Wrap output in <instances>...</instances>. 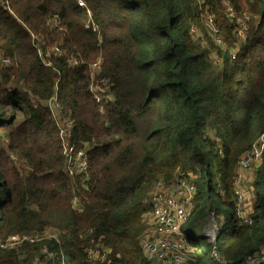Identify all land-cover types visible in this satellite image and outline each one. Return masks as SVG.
Here are the masks:
<instances>
[{
  "label": "trees",
  "instance_id": "trees-1",
  "mask_svg": "<svg viewBox=\"0 0 264 264\" xmlns=\"http://www.w3.org/2000/svg\"><path fill=\"white\" fill-rule=\"evenodd\" d=\"M83 2L0 1V55L9 60L0 68V264H151L140 245L145 198L155 182L170 185L177 176L196 189L181 230L195 264H207L210 244L203 250L198 236L218 203L229 217L226 225L220 218L219 254L237 263L259 250L264 152L250 190V225L235 216L234 181L240 157L264 137V0ZM243 15L250 20L239 38ZM206 16L236 50L214 44ZM34 35L47 40L42 56ZM55 46L59 53L48 55ZM98 59L96 79L114 96L103 106L89 91ZM53 95L72 122L70 142L90 147L85 174L64 171L55 122L40 106ZM51 230L57 237L45 235ZM15 236L34 242H10ZM99 245L106 260L87 261L86 250Z\"/></svg>",
  "mask_w": 264,
  "mask_h": 264
},
{
  "label": "built area",
  "instance_id": "built-area-1",
  "mask_svg": "<svg viewBox=\"0 0 264 264\" xmlns=\"http://www.w3.org/2000/svg\"><path fill=\"white\" fill-rule=\"evenodd\" d=\"M76 2L80 7L85 8L83 0H76ZM249 20V15L243 16L244 22L237 31L239 38L244 37L245 31L247 30L246 21ZM203 21L208 37L216 46L219 45L221 47L223 45V37L219 29L215 26L213 18L206 16ZM190 31L195 38H199L203 42L205 41L204 36L195 27H192ZM53 52L59 53V48L55 46ZM0 62L2 64H8L9 60L2 58ZM78 64L76 60H73V65L77 66ZM218 64H221V62L219 61ZM99 65L100 61H97L90 66L92 81L89 91L95 102L103 106L112 102L114 96L111 91V85L107 81L96 79ZM42 106L49 110L55 122L57 135L61 144V155L65 173L70 177L87 173L90 147L88 144L78 145L70 142L68 129L71 128L72 122L63 118L61 105L56 95L43 101ZM263 152L264 137H261L254 143L250 151L240 157L237 164V173L234 181V197L236 200L235 216L245 225H250L252 219L242 208V205L249 202V199L243 193L241 179L244 172L255 170L261 164ZM195 194L196 189L194 183L185 177H175L170 185H164L162 180L154 183L149 192V197L145 200L142 213L144 230L141 234L140 245L145 260L151 264L196 263L194 249L182 238L181 231L183 226L188 222L193 210ZM73 203L76 207V199H73ZM208 220L209 225L204 231V237L207 238L210 244L207 264H264V246L237 263H231L224 259L216 247L219 228L215 224L214 212L209 214ZM20 240L34 242L33 239L27 237L21 239L12 237L9 239L12 243L20 242ZM3 246L7 245H2L1 247ZM85 254L89 262H104L108 255V249L100 245L94 246L87 249ZM38 264L44 263L39 262Z\"/></svg>",
  "mask_w": 264,
  "mask_h": 264
},
{
  "label": "rangeland",
  "instance_id": "rangeland-1",
  "mask_svg": "<svg viewBox=\"0 0 264 264\" xmlns=\"http://www.w3.org/2000/svg\"><path fill=\"white\" fill-rule=\"evenodd\" d=\"M1 1V0H0ZM198 2H200L201 0H197ZM227 10H228V14L230 15V16H232L234 19H235V13L234 12H232V10L231 9H229V8H227ZM244 16V15H243ZM243 16L240 18V20L239 21H242V22H244L243 21ZM243 24V23H242ZM242 26V25H241ZM240 29V28H239ZM238 29V30H239ZM237 30V31H238ZM204 34V32L202 33V35ZM222 34V37H224L223 36V33H221ZM32 37V36H31ZM32 40L35 42V44H34V46L37 48V51H38V53L40 54V51H39V49L41 48V46L42 45H45L46 47L48 46V44H47V40H45V42H44V40H43V38L42 37H40V36H36V35H34V37H32ZM199 42L200 43H203V45L202 46H205V47H208V40H206V41H201V40H199ZM52 48L53 47H51V48H49L47 51V54L48 55H50L51 53L53 54V50H52ZM221 49H223V50H226V49H228V51H230V47H227V45L224 43V40H223V45L220 47ZM234 50H236L235 48H233V49H231V53L234 51ZM40 56H42L41 54H40ZM217 56V54H216V52H213V54H211L210 55V59L215 63V65H219L218 63H219V59L216 57ZM3 58V56L2 55H0V60ZM218 60V61H217ZM97 61H100V59H98ZM96 61V62H97ZM95 62V63H96ZM221 62V61H220ZM9 63V62H8ZM100 63H101V61H100ZM6 65L7 64H2L1 62H0V68L2 69V67L4 68V67H6ZM93 65V64H92ZM94 72H96V71H94ZM92 75V74H91ZM91 81H92V78H91ZM19 88H20V90H22L23 89V86L22 85H19ZM33 102H35V101H33ZM40 106H42V102H41V104H40ZM43 107V106H42ZM2 146L4 147V148H6V146H7V142L6 141H3L2 142ZM17 166H19V164H17ZM255 171V170H254ZM253 178H254V174H253V176H252V180H253ZM163 182V181H162ZM156 183V182H155ZM164 183V182H163ZM253 183V182H252ZM154 185V184H153ZM153 185H152V187H153ZM165 185V184H164ZM152 187H151V189H152ZM151 189H150V191H151ZM149 191V192H150ZM149 192H148V194H147V196H146V198L145 199H147L148 197H149ZM201 212H206L207 211V203H206V200H205V198L204 197H202L201 198ZM215 212H216V216H215V224H218V226H219V229L220 228H222V226H223V224L221 223V220H220V218L223 216V215H225V222H224V224L226 225L227 223H228V219H229V217H228V214H227V212H226V208L224 207V205L222 204V203H218L217 204V206H216V209H215ZM222 224V225H221ZM209 225V221H208V223H207V226ZM207 226H206V228H207ZM47 237H57V233L55 232V231H53V230H51V231H48L46 234H45ZM18 236H15V237H13V238H17ZM18 238H20V237H18ZM23 238V237H22ZM10 239V238H9ZM21 239V238H20ZM208 241H207V238H205L204 237V233H202L201 235H199L198 236V244H199V246L204 250L205 248H206V243H207ZM206 251V250H205ZM207 257H208V252H206V260H207Z\"/></svg>",
  "mask_w": 264,
  "mask_h": 264
},
{
  "label": "crops",
  "instance_id": "crops-1",
  "mask_svg": "<svg viewBox=\"0 0 264 264\" xmlns=\"http://www.w3.org/2000/svg\"><path fill=\"white\" fill-rule=\"evenodd\" d=\"M254 170L251 171H246L243 173L242 175V179H241V187L243 188V193L245 194V197H247L249 199V202H246L242 205L243 211L245 213H247L248 215L250 214V210H251V205H252V199H251V186H252V176L254 174Z\"/></svg>",
  "mask_w": 264,
  "mask_h": 264
},
{
  "label": "water",
  "instance_id": "water-1",
  "mask_svg": "<svg viewBox=\"0 0 264 264\" xmlns=\"http://www.w3.org/2000/svg\"><path fill=\"white\" fill-rule=\"evenodd\" d=\"M204 231H205V229H204ZM204 231H203V233H204Z\"/></svg>",
  "mask_w": 264,
  "mask_h": 264
}]
</instances>
